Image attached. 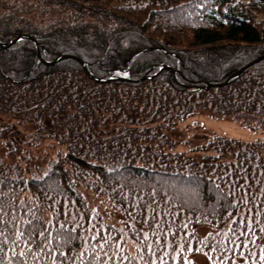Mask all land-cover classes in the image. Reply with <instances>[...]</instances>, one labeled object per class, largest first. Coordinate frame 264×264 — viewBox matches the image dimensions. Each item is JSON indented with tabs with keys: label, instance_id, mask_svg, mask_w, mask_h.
Returning a JSON list of instances; mask_svg holds the SVG:
<instances>
[{
	"label": "trees",
	"instance_id": "obj_1",
	"mask_svg": "<svg viewBox=\"0 0 264 264\" xmlns=\"http://www.w3.org/2000/svg\"><path fill=\"white\" fill-rule=\"evenodd\" d=\"M19 33L0 264H264V135L183 136L198 113L264 128V56L204 87L264 55V0H0V43Z\"/></svg>",
	"mask_w": 264,
	"mask_h": 264
},
{
	"label": "rangeland",
	"instance_id": "obj_2",
	"mask_svg": "<svg viewBox=\"0 0 264 264\" xmlns=\"http://www.w3.org/2000/svg\"><path fill=\"white\" fill-rule=\"evenodd\" d=\"M183 126V136L192 143L204 140L211 133L224 134L243 140L257 139L264 135V128H250L233 117L216 118L206 113H198L186 117ZM180 148H187V146L181 143ZM0 150H2L1 144ZM191 257L197 264H211L209 257L204 252H195Z\"/></svg>",
	"mask_w": 264,
	"mask_h": 264
},
{
	"label": "water",
	"instance_id": "obj_3",
	"mask_svg": "<svg viewBox=\"0 0 264 264\" xmlns=\"http://www.w3.org/2000/svg\"><path fill=\"white\" fill-rule=\"evenodd\" d=\"M25 37H26V38H29V39H31L33 42H35V39H34L33 37H31L29 34H26V33H19V34H17L13 39H11L9 42H7V43H0V47H5V48H7V47H9L11 44H13L14 42H16L17 40L22 39V38H25ZM263 56H264V55H261V56L257 57L256 59H254V60L248 62L245 66H243V67L239 68L238 70H236L235 72L231 73V74H230V75H229L224 81H222V82H214V83H206V85H205L204 87H205V88H209V87H215V86H222V85H225V84H226L231 78H234V77L238 76V75L244 70L245 67H247V66L253 64L254 62H256L257 60H259V59L262 58ZM71 57H73V56H72V55H61V56L58 57V58H71ZM58 58H56V59H58ZM77 60L80 61V63H81L82 66H83V70H84L85 74H86L91 80H94V81H97V82H103V81L106 82V81H109V80H112V79H121V80H125V79H127L124 75H122V76L109 77V78H107L106 80H103V79H101V78H97V77L93 76V75L89 72V70L87 69V67L85 66V64H84L83 62H81L80 59L77 58ZM48 63H52V62H48ZM168 68H169V67H168L167 65H161V66H159L157 72L154 73V74L156 75V74L159 73L161 70H163V69H168ZM150 77H151V76L147 75V76H143V77H141V79H148V78H150Z\"/></svg>",
	"mask_w": 264,
	"mask_h": 264
},
{
	"label": "bare ground",
	"instance_id": "obj_4",
	"mask_svg": "<svg viewBox=\"0 0 264 264\" xmlns=\"http://www.w3.org/2000/svg\"><path fill=\"white\" fill-rule=\"evenodd\" d=\"M12 39H13V38H12ZM9 41H10V40H9ZM9 41H8V42H9ZM1 43H7V42H1ZM167 66H168V65H167ZM168 67H169V66H168ZM156 72H157V71H156ZM156 72H155V73H156ZM157 74H158V73H157ZM149 76H151V77H150V79H151V78L155 77L156 75H155L154 73H152V74H149ZM101 79H102V78H101ZM106 79H107V78H106ZM106 79H103V80H106ZM93 81H94V80H93ZM104 82H105V81L100 82V83H104ZM106 82H107V81H106ZM207 83H210V82H207Z\"/></svg>",
	"mask_w": 264,
	"mask_h": 264
}]
</instances>
